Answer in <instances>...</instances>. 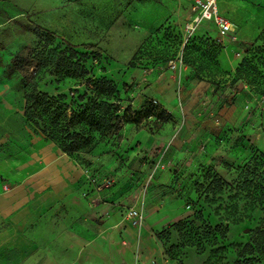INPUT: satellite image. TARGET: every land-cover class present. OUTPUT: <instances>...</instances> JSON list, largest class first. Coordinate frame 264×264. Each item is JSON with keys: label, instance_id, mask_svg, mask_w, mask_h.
Listing matches in <instances>:
<instances>
[{"label": "rangeland", "instance_id": "obj_1", "mask_svg": "<svg viewBox=\"0 0 264 264\" xmlns=\"http://www.w3.org/2000/svg\"><path fill=\"white\" fill-rule=\"evenodd\" d=\"M190 4L0 0V118L11 105L13 133L33 131L22 117L25 81L48 95L82 93L79 80L11 62L72 47L89 79L116 86L126 123L89 154L68 156L92 173L108 166L91 183L123 175L128 191L156 204L150 226L163 264H234L264 218V97L232 83L245 50L264 35V2L219 1L232 23L224 36L212 22H193ZM5 261L18 264L9 254Z\"/></svg>", "mask_w": 264, "mask_h": 264}, {"label": "crops", "instance_id": "obj_2", "mask_svg": "<svg viewBox=\"0 0 264 264\" xmlns=\"http://www.w3.org/2000/svg\"><path fill=\"white\" fill-rule=\"evenodd\" d=\"M247 29L251 24L238 28L237 37L243 40ZM4 112L0 264H6V254L18 264H163L161 243L150 226L156 204H146L145 193L128 191L123 175L112 178L110 188L97 190L101 182L94 184L89 178L102 175L107 165L92 173L27 126L19 135L13 133L12 106H5ZM130 207L144 214L140 229L123 217Z\"/></svg>", "mask_w": 264, "mask_h": 264}, {"label": "trees", "instance_id": "obj_3", "mask_svg": "<svg viewBox=\"0 0 264 264\" xmlns=\"http://www.w3.org/2000/svg\"><path fill=\"white\" fill-rule=\"evenodd\" d=\"M40 37L44 43L52 41L48 33ZM31 53L30 59L17 55L11 62L20 69L32 68L33 72L45 68L58 81L76 79L78 86L84 87L82 93L74 90L68 95L53 96L38 91L32 84L26 85L25 81L28 89L23 94V118L34 134L70 156L89 154L97 144L120 131L126 123V112L120 114V100L112 82L104 78L89 79L72 47L68 51L42 48ZM211 53V59L215 60L214 50ZM244 55L234 71L232 83L249 84L255 95L264 97V35L251 43ZM234 264H264V218L251 231Z\"/></svg>", "mask_w": 264, "mask_h": 264}, {"label": "built area", "instance_id": "obj_4", "mask_svg": "<svg viewBox=\"0 0 264 264\" xmlns=\"http://www.w3.org/2000/svg\"><path fill=\"white\" fill-rule=\"evenodd\" d=\"M262 1V0H255ZM218 0H191V11L193 12V22H212L219 35L224 36L232 29V24L220 15L217 9ZM112 178H104L97 190L108 189L113 185ZM124 219L134 228L140 229L143 226V215L134 207L124 210Z\"/></svg>", "mask_w": 264, "mask_h": 264}]
</instances>
